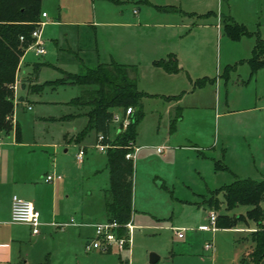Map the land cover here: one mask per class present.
<instances>
[{"label": "rangeland", "instance_id": "374dc122", "mask_svg": "<svg viewBox=\"0 0 264 264\" xmlns=\"http://www.w3.org/2000/svg\"><path fill=\"white\" fill-rule=\"evenodd\" d=\"M39 4L46 13L39 16L44 52L36 54L27 45L24 57L30 63L50 64L42 67V79L61 76L60 70L77 72L82 63L93 65L96 60L121 61L124 57L134 64L138 88L179 94L174 104L180 106L177 112L181 116L173 127L170 119L175 105L168 113L169 102L162 96L142 100L135 143L140 148L132 159L134 225L129 231V249L84 250L85 256L77 264H119V260L127 264H236L226 242L231 235L218 230L212 237V230L196 226L207 222L210 191L232 180L231 173L238 178L246 177L244 174L259 177L260 173L264 177V64L251 72L247 61L255 37L264 38V0H40ZM155 4H174L193 12L195 22L206 18L208 23H220V16H230L249 33L231 38L222 25H192L182 29L181 36H173L169 27L160 23L180 20V14L175 10L158 12ZM168 50L180 66L176 73L169 77L152 74V59L166 57ZM203 76L207 80L194 84ZM79 91V85H59L44 90L40 97L68 100ZM38 104L33 102L31 110L15 106L26 137L55 134L59 129L58 122L32 124ZM63 109L49 106L43 112L57 114ZM8 121L9 127H0L1 134L11 128V116ZM105 156L95 152L97 171L87 172L79 180L85 185L84 211L95 219L104 214L100 188L107 179ZM217 157L227 166L226 171L213 169L212 158ZM217 197L221 199L220 192ZM218 205L220 215L245 213L223 212L236 204L225 208L220 201ZM259 206L264 210V198ZM209 211L216 214L217 209L209 207ZM240 221L243 219H236L237 224ZM210 241L216 249L208 257L202 248ZM149 252L158 259L149 263Z\"/></svg>", "mask_w": 264, "mask_h": 264}, {"label": "crops", "instance_id": "0c3cea01", "mask_svg": "<svg viewBox=\"0 0 264 264\" xmlns=\"http://www.w3.org/2000/svg\"><path fill=\"white\" fill-rule=\"evenodd\" d=\"M155 8L154 10L158 12L174 11L173 9H159L156 6ZM133 9L134 8H132V12L135 13L136 10L134 9L135 11H133ZM175 11H178L177 13L180 14V20L175 19L170 20L169 22L160 23L164 27H169V31L173 34V36H181L180 31L185 28L190 29L192 25H214L215 27L221 25L220 23H213L211 21L210 23H208L206 18H204V22H195V20H192V18L194 17L193 12H189L180 8L175 9ZM177 20H179L180 22L176 23ZM24 51L19 58L13 83V109L11 113L12 125L6 133H0V264H72L73 261H76L77 264L79 259L82 256H85L83 243L92 236V227L90 223L93 221H101L106 219L105 211L102 218L99 219H95V216L93 215H86L82 206L83 200L85 198V185L84 182L80 183L79 180L80 178L82 179L85 173L97 171V168L94 169L95 165L93 164L94 153L96 152L105 154V152L99 151L94 148L93 143L95 140L94 130L92 128L87 130L85 135L80 140L75 139L76 132L86 122L85 115H75L76 112H73L74 109H77V111H79L77 106L68 103V100L75 95L70 97L68 100H44L40 97V93L44 90H53L59 85L78 84L62 83L56 86L46 84L39 91H32L30 89H27L28 82L40 83L42 81L50 80L53 78H41L39 73L42 67L50 65L45 62V64H41L39 66L36 76L32 77L31 81H28L33 62L30 63L25 59ZM168 53L173 52L171 50H168L167 52H165L166 56ZM158 58H154L152 59V61ZM127 59L128 58L123 57V60L117 62L133 64L132 62H129L130 60ZM110 60L113 59L110 58L109 60L105 61L96 60V62H108ZM34 62L44 63V61ZM177 67L180 66L178 65ZM151 73L154 75L156 74L169 77L176 72H167L160 66H156L151 62ZM135 75L137 86L136 69ZM81 89L82 86H80V91ZM138 89L149 93V95L142 96L141 106L144 97H163V95H171L163 94L160 92L147 91L143 88ZM163 98L168 100L169 102L167 105V109L168 113H170L172 106L175 105L174 103L178 102V98ZM33 102H38L40 108L38 112H34V117L30 119L32 124L50 121L58 122L59 129H57V133L50 135L31 134L28 137L23 135L22 122L18 121L16 114L18 110L16 109V107L18 105H22V109L24 107L27 110H31L33 108ZM49 106H60L64 109L62 112H57V114H44L45 112L43 111L46 110ZM112 110L113 112L119 113L121 112L122 108L114 107ZM174 112L175 110L173 111V114ZM69 114L73 115L68 116ZM14 125L17 126V133H15ZM110 126L112 125H109V128ZM10 132L12 133L9 134ZM114 132L115 130L112 126V130L109 129V137H112ZM137 136L138 131H136L133 140L134 144L136 143ZM135 145L137 146V149L135 150L134 155L140 148V144ZM79 146L83 147L84 149V155L81 161H77L74 157V153ZM155 148L156 151L160 150L158 146H156ZM213 159H218L219 161H221L219 157L212 158V166ZM104 167L107 170V179L104 186L100 188L103 200V209V190L108 186V168L106 166V156ZM213 169L215 171H226L225 169H215L214 166ZM47 173H51L53 175L58 174L59 177L54 176L52 180L45 181L44 175ZM231 175L233 176V178L235 177L232 173ZM244 175H247L246 177H250L252 179H258L263 174L260 173L259 177L254 176L253 174ZM13 193L30 200L33 206L38 210L40 223L37 233H31L29 225L25 223L9 221V201L10 196ZM217 199L218 203L220 201L223 202L222 194L221 199H219L218 197ZM207 206L208 209L207 211H205L206 220L209 207L211 208L210 205ZM249 207L250 206L247 204H236L232 209L225 210L223 212H229L228 214H230V212L232 211L245 212V210ZM216 209V218L214 222L215 225L213 229L203 228L207 225V222L205 221L197 224L196 228L203 231L212 230V232H214L212 234V237L218 230L225 231L227 235L229 234L232 236L229 239L227 238L228 241H226L229 245V248L231 249V261L235 262L236 264H250L248 253L253 247V241L251 239L250 233L256 228L255 221L249 218H245L243 219V221H240L241 224H237L235 221V223L231 226H225V224L222 222L223 219L219 218V205ZM225 215L228 216L227 214H224V216ZM69 217H72L74 221L84 222V224L67 223L63 226L51 224V222H65L69 219ZM132 220L133 213L131 212L130 222L133 226L134 224ZM235 234H238V237H236V239H233V236H235ZM176 236L179 237L181 235ZM210 242V248H202V251L207 253L206 256L208 257L212 256L216 249V244H212V241ZM125 249L128 250V246ZM91 253L95 254V252ZM158 257L159 256L157 255L155 261L158 259ZM257 264H264V253L259 258Z\"/></svg>", "mask_w": 264, "mask_h": 264}, {"label": "trees", "instance_id": "16d2710c", "mask_svg": "<svg viewBox=\"0 0 264 264\" xmlns=\"http://www.w3.org/2000/svg\"><path fill=\"white\" fill-rule=\"evenodd\" d=\"M40 0H0V127H9V118L13 109V83L19 58L26 46L32 41L30 31L36 25L40 16ZM159 9H177L175 5H155ZM223 31L231 38L248 34L247 29L230 16H220ZM21 36V38H20ZM251 72L264 64V38L255 37L251 54L247 58ZM45 62H33L28 81L36 76L38 68ZM152 64L160 66L165 71L177 69L176 58L168 53L165 58H158ZM61 76L40 83H29L27 89L39 91L44 85L56 86L62 83H73L82 86L79 94L68 100L79 109L75 113L86 116L85 124L76 132L75 139L80 140L87 130H94V140L100 133L105 148L106 166L108 168V186L103 190L104 211L106 219L115 220L120 224L119 231H124L122 224L129 220L132 212V158L125 153L131 148L129 141L134 140L136 124L142 116L141 98L149 93L136 86L135 67L133 64L114 60L96 62L93 65L82 63V69L77 72L60 70ZM207 80L200 77L194 84ZM179 94L163 95L165 98L176 99ZM131 106L129 122L122 130L115 131L109 137V124L114 107ZM175 106V112L170 119L171 127L180 118ZM73 114H69L71 116ZM15 133L17 126L14 125ZM215 169H225L227 166L213 159ZM221 192L225 208L235 204H247L250 207L244 214L232 217L219 215L225 226H231L238 218H249L255 221L256 228L250 233L253 247L248 253L250 264H257L264 253V210L259 206L264 198V177L260 179L234 177L228 183L213 188L208 197L210 206L218 207L216 194ZM119 264H126L119 260Z\"/></svg>", "mask_w": 264, "mask_h": 264}, {"label": "built area", "instance_id": "2783aa9c", "mask_svg": "<svg viewBox=\"0 0 264 264\" xmlns=\"http://www.w3.org/2000/svg\"><path fill=\"white\" fill-rule=\"evenodd\" d=\"M133 11H135L133 9ZM46 13L44 11L40 12V17H45ZM42 23V20H37L36 25L30 31V36L32 37V41L28 44V47L31 46L36 54H41L44 51L43 41L40 36V26L39 24ZM21 38V36H20ZM14 87V85H13ZM29 107V106H28ZM133 110L131 106H126L121 112H113L112 117L110 120V124L114 127L115 131L122 130L126 124L129 122L130 113ZM102 135L98 133L96 135V141H94L93 146L99 151H105L107 143H102L100 139ZM111 138V137H110ZM128 145L130 146V150L125 153L126 157H130L133 159L135 150L137 146L132 142L129 141ZM84 155L83 147L79 146L74 153V157L77 161H81ZM59 177L58 174L53 175L51 173H47L44 175L45 181H50L53 177ZM9 221L11 222H21L29 225L31 233H37L39 228V212L33 206L32 202L28 199H25L17 194L13 193L10 196L9 201ZM216 214L213 211H209L207 214V225L203 228L206 229H213L214 222H215ZM67 223H75V224H84L81 221H74L72 217L65 222H51V224H57L58 226H63ZM92 227V236L87 239L83 243V249L90 251V250H100V251H109L112 248L115 249L117 252H120L124 248L127 247L129 241V231L132 227V224L129 220H127L122 227L124 231H119L120 224L115 220H108L104 219L101 221H93L90 223ZM176 235H181L180 229H174ZM211 247V242H205L203 244V248L208 249ZM127 264V262H125Z\"/></svg>", "mask_w": 264, "mask_h": 264}, {"label": "water", "instance_id": "95a60500", "mask_svg": "<svg viewBox=\"0 0 264 264\" xmlns=\"http://www.w3.org/2000/svg\"><path fill=\"white\" fill-rule=\"evenodd\" d=\"M157 258V255L155 253H149V256H148V261L149 262H154L155 259Z\"/></svg>", "mask_w": 264, "mask_h": 264}]
</instances>
